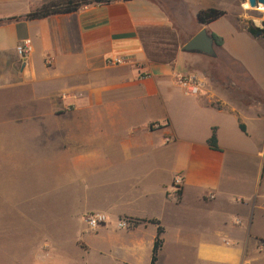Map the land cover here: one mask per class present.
Masks as SVG:
<instances>
[{"label":"crops","instance_id":"crops-1","mask_svg":"<svg viewBox=\"0 0 264 264\" xmlns=\"http://www.w3.org/2000/svg\"><path fill=\"white\" fill-rule=\"evenodd\" d=\"M41 2L0 0V19ZM246 4L117 0L0 22V147L39 150L62 212L108 216L84 244L93 264H151L160 228L155 264H264V37L247 32ZM210 8L226 15L200 25ZM202 29L224 45L185 52ZM180 74L203 93L186 95Z\"/></svg>","mask_w":264,"mask_h":264},{"label":"rangeland","instance_id":"rangeland-1","mask_svg":"<svg viewBox=\"0 0 264 264\" xmlns=\"http://www.w3.org/2000/svg\"><path fill=\"white\" fill-rule=\"evenodd\" d=\"M248 4L238 11L247 28L252 17L264 19L262 5ZM18 145L0 147V264H93L84 246L93 233L88 214L62 212L61 189L45 176L49 166L39 150Z\"/></svg>","mask_w":264,"mask_h":264},{"label":"trees","instance_id":"trees-1","mask_svg":"<svg viewBox=\"0 0 264 264\" xmlns=\"http://www.w3.org/2000/svg\"><path fill=\"white\" fill-rule=\"evenodd\" d=\"M117 0H42V2L31 9V11L24 15V16H15L10 18H3L0 19L4 21L6 19H19L25 18L27 20H35V19H42L49 17L51 15L56 14H68L78 11L79 9L89 6V5H103V4H110ZM226 15V12L216 8H210L206 10H201L197 14V22L202 26H207L210 23L222 18ZM247 32L252 35L253 37H260L264 36V29L257 28L255 26H250L247 28ZM210 36L215 44V46L222 47L224 45V39L215 34L211 33ZM242 129L245 128L242 126ZM209 144L214 149H219L216 131L213 132L212 137L209 140ZM153 223H156L153 221ZM162 229H159V234L155 240L154 248H153V256L151 260V264H155L157 261V255L160 247L162 246V239L160 237V233Z\"/></svg>","mask_w":264,"mask_h":264},{"label":"built area","instance_id":"built-area-1","mask_svg":"<svg viewBox=\"0 0 264 264\" xmlns=\"http://www.w3.org/2000/svg\"><path fill=\"white\" fill-rule=\"evenodd\" d=\"M34 46L31 39L23 40L17 48V53L22 58H27L33 53ZM129 58L116 57L107 60V65L110 67L124 65L129 62ZM177 83L183 89L186 95H201L205 89L204 83L195 76L180 74L177 75ZM170 142L171 139H167ZM174 184L178 191L182 190L183 178L177 176L174 180ZM85 221L90 229L96 230L101 226L109 223V218L103 213H91L85 217ZM135 226V221L132 219H122L117 222V228L119 230H128Z\"/></svg>","mask_w":264,"mask_h":264},{"label":"water","instance_id":"water-1","mask_svg":"<svg viewBox=\"0 0 264 264\" xmlns=\"http://www.w3.org/2000/svg\"><path fill=\"white\" fill-rule=\"evenodd\" d=\"M250 7L257 8L260 5H264V0H247ZM183 50L188 53H201L211 56L215 50V44L212 37L206 29H202L187 44L183 47Z\"/></svg>","mask_w":264,"mask_h":264},{"label":"bare ground","instance_id":"bare-ground-1","mask_svg":"<svg viewBox=\"0 0 264 264\" xmlns=\"http://www.w3.org/2000/svg\"><path fill=\"white\" fill-rule=\"evenodd\" d=\"M264 7V5H262Z\"/></svg>","mask_w":264,"mask_h":264}]
</instances>
